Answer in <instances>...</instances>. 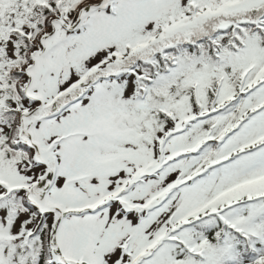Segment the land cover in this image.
<instances>
[{
    "label": "snow or ice",
    "instance_id": "1",
    "mask_svg": "<svg viewBox=\"0 0 264 264\" xmlns=\"http://www.w3.org/2000/svg\"><path fill=\"white\" fill-rule=\"evenodd\" d=\"M0 264H264V0H0Z\"/></svg>",
    "mask_w": 264,
    "mask_h": 264
}]
</instances>
